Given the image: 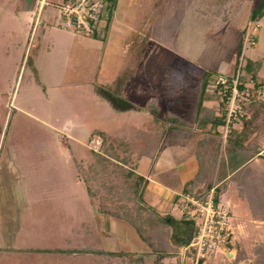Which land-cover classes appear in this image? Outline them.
Segmentation results:
<instances>
[{"label": "rangeland", "instance_id": "374dc122", "mask_svg": "<svg viewBox=\"0 0 264 264\" xmlns=\"http://www.w3.org/2000/svg\"><path fill=\"white\" fill-rule=\"evenodd\" d=\"M31 1L30 12L25 9L30 0L24 7L21 0H0V264H130L96 253L99 248L133 251L144 255V264H155L134 227L98 209V198L115 201L126 194L140 173L134 169L137 158L146 149L161 150L150 166L142 157L149 173L169 166L161 173L163 178L158 176L165 186L155 185L162 193L156 209L145 212L162 211L177 229L176 220L183 215L179 201L185 199L174 202L172 188L180 191L193 175L196 150L204 140L205 156L217 162L207 183L209 196L214 177L229 172L231 129L236 139L260 145L245 165L264 171V109L249 106L243 117L230 126L226 120L217 131L212 123L204 128L195 119L203 89L202 105L212 108L214 115L224 113V96L215 95L209 82L220 74L239 75L249 105L264 98V15L251 17L259 0H120L110 20L123 33L112 34L109 25L105 36L106 28H100L103 36L97 41L85 35L95 45L64 38L56 47L50 43V50L45 45L35 49L37 33L43 32L50 42L58 33L78 31L65 26L60 10L50 4L64 0ZM47 9L54 11L53 23ZM21 10L29 15L18 17ZM248 60L254 70L244 68ZM108 94L129 100L132 106L115 105ZM203 106L200 112L205 113ZM96 131L108 139L102 140ZM98 136L101 143L91 141ZM109 142L116 146L118 158L98 163L97 154H103ZM130 169L132 175L127 174ZM153 178L145 173L143 192L154 184ZM86 184L97 190V196ZM238 188L227 190L234 208L218 201L229 211L231 245L212 251L205 264H232L240 251L246 256L244 264H249L256 249L264 247V222H258V234L250 238L239 241L234 235L238 212L251 213L248 193L254 199L260 192L245 185L244 197ZM146 197L142 194L145 201ZM130 237L141 240V246ZM175 245L173 256L166 255L161 264H191L189 256L194 254L183 244ZM37 247L68 251L28 249Z\"/></svg>", "mask_w": 264, "mask_h": 264}, {"label": "trees", "instance_id": "16d2710c", "mask_svg": "<svg viewBox=\"0 0 264 264\" xmlns=\"http://www.w3.org/2000/svg\"><path fill=\"white\" fill-rule=\"evenodd\" d=\"M117 0H111L109 4V10H108V19L105 24V27L107 26V23L109 22V18L111 17L113 10L115 8ZM264 15V0H259L257 5L251 10V17L252 19H256L258 17H261ZM100 28H104L100 27ZM98 28L96 32L94 33L95 37H99L102 33V29ZM253 63L251 60L246 61L244 68L246 70H252L253 69ZM254 70V69H253ZM226 76V75H225ZM232 76H227V81L231 83ZM217 77L213 78L212 82L215 86V89H212V92H215V95H218L217 92ZM208 82V79L205 81L206 84ZM243 82L238 81V86L242 89L243 88ZM204 90V89H203ZM200 92V96L197 100V109L195 114V119L198 122L200 127H207L208 124L211 125L214 129L219 130L221 125L225 123V113L221 115H214V111L210 107H205L202 105V100L204 99V92ZM243 90V89H242ZM244 91V90H243ZM217 92V93H216ZM108 98L112 101L113 104H118L121 107H128L132 106V103L129 100H126L122 97H119L115 94H108ZM225 96V95H224ZM223 100H225V97H223ZM251 100L249 99V104ZM225 104V102H224ZM244 102L243 108L247 109V107L250 106L252 110L254 111H261L264 109V98L257 102H252L251 105ZM204 108L205 113L200 112V108ZM198 111V112H197ZM224 112V110H223ZM233 129L230 130V133L228 136L229 138V148L227 149V152L230 155V164L229 170L231 171V175L228 176L226 179H235L236 183L239 186V192L242 196H244L243 190L244 186L253 185L256 188L260 190L255 192L256 196L254 199L250 196L251 194L248 193L247 198L249 197V203L252 205L251 212L254 217H258L260 219H264V171L256 172L251 167L245 165L246 161L249 160L253 155H255L258 151H260V145L258 143H254L253 141L244 142L236 139L234 135H232ZM98 135L102 136V140L106 141L108 139V136L104 134L101 131H96ZM204 140H202L199 144V148L196 150V157L198 159V170L196 173L188 179L184 187L177 196L180 198L184 193L193 194L197 197H200L204 199L210 189L207 188L208 181L211 179V174L214 171V167L216 165V160L214 157H210V159L205 156L206 154V147H202ZM206 142V141H205ZM97 161L98 163H105V161L108 160L109 157L112 158H118V152L116 150V146L112 144V142H109L107 146H104V152L103 154H97ZM124 160V159H123ZM226 168V167H225ZM227 169H224L223 172H225ZM133 170H128L127 174L132 175ZM211 173V174H209ZM223 174V173H222ZM137 182L132 185V187H127L126 194L119 196V199H115V201L112 198L99 196V206L98 209L103 211L104 213L108 214L109 216L116 217L118 219H121L130 225H132L138 233V236L142 241H144V244L146 245V248L148 249L147 252L152 253L154 257V263L155 264H161L163 261V257L167 256H173V251L175 250L174 247L176 246V242L179 244H186L190 238L192 237L195 227L192 225L190 220H186V214L183 213L181 215L182 217L178 218L176 220L178 224V228L174 229L172 228L173 225V219L171 216L167 217L165 214L158 213L157 211L150 212L152 214H146V210L148 211L149 208L156 209L152 205H150L148 202H146L142 198L143 189L146 185L144 183V176L141 174H137V177H135ZM88 179V178H87ZM226 183H220L217 186L213 187L211 186L212 190V196L215 202H218L220 200L221 193L223 189H225ZM200 186L201 189L198 192H194V189ZM87 190L89 193L95 197L97 196V190H94L90 187V185H87ZM206 192V193H205ZM245 197V196H244ZM107 198L113 202L111 205L107 203ZM113 200V201H112ZM180 204V201H179ZM152 211V210H150ZM149 212V211H148ZM146 214V215H145ZM175 242H174V241ZM29 250H36V251H49V252H56L61 251L64 252L65 250L68 251V249L65 248H28ZM96 253L104 254L105 256H118L121 257L122 260H128L130 264H144V255L139 254L136 252H130L123 249H105V248H99L94 250ZM246 256L243 253V251L236 252L235 253V260L237 261L244 259ZM249 264H264V247L261 246V248L256 249V256L253 260L249 262Z\"/></svg>", "mask_w": 264, "mask_h": 264}, {"label": "built area", "instance_id": "2783aa9c", "mask_svg": "<svg viewBox=\"0 0 264 264\" xmlns=\"http://www.w3.org/2000/svg\"><path fill=\"white\" fill-rule=\"evenodd\" d=\"M110 2L111 0H64L61 3L50 4L60 10L65 26L92 36L98 28L105 26ZM238 77V74L232 76L231 83L224 74H220L216 79L217 92L225 95V121L229 122V126L245 113L243 103L247 97L238 86ZM98 139L92 137L91 141H98L99 144L101 138L98 136ZM183 196L185 200L180 201L181 211L187 218H191L197 227L190 240L183 245V249H188L194 254L193 257L189 256L191 264H205L212 251L226 249L230 242L229 211L221 209L219 203L214 201L212 193L204 199L189 193H184Z\"/></svg>", "mask_w": 264, "mask_h": 264}, {"label": "crops", "instance_id": "0c3cea01", "mask_svg": "<svg viewBox=\"0 0 264 264\" xmlns=\"http://www.w3.org/2000/svg\"><path fill=\"white\" fill-rule=\"evenodd\" d=\"M27 2H28V0H21V3L23 4L22 5V7H24L25 6V4L27 5ZM49 2V1H48ZM50 3H52V2H50ZM121 2H120V0H117V2H116V4H115V6H117V4H118V8H119V6L121 5L120 4ZM53 4V3H52ZM51 4V5H52ZM32 1L30 0V3L25 7V9L27 8V10L29 11L30 10V8L32 7ZM49 5V4H48ZM45 4H43L39 9H41V13H40V17L43 15V12H44V9H45ZM54 6V5H53ZM37 7V6H36ZM116 8V7H115ZM115 8H114V10H113V13H112V15L113 14H115ZM27 10H25V11H22L21 10V12H20V14L18 15V17H22V15H25L26 16V14H27V16L29 15L28 14V11ZM30 12H31V10H30ZM52 12H54L53 10L51 11V9H47V10H45V13H47V18H48V21H50V22H54V16L55 15H53V13ZM112 15H111V17H112ZM111 17L109 18V22L107 23V26L105 27L106 28V32H104V36L107 34V30H108V27H109V25H110V31L109 32H111L112 34H114L115 35V33H123L124 31L123 30H118L117 31V29L115 28V26H117L113 21L111 22ZM29 18V17H28ZM30 18H31V16H30ZM42 18V17H41ZM46 20V19H45ZM121 20V19H120ZM43 21V20H42ZM116 21V23H118V24H120L121 22L119 21V20H115ZM111 22V23H110ZM110 23V24H109ZM22 24H23V22H22ZM44 25H46V23L43 21L42 22V24L40 25L41 26V28L43 29V26ZM21 27H22V25H21ZM37 27V26H36ZM41 29V30H42ZM69 31V30H68ZM20 32L22 33V30L20 29ZM73 32V31H72ZM38 34V43L36 44V46H37V48H35V49H38L39 50V48H41L42 47V45H45V46H49V48H48V50H50V43H51V47H52V45L54 44V46L53 47H56L57 46V43H60L61 41L60 40H64V38L65 39H67V38H69L70 40L72 39V41H74L75 43H77L79 40L81 41V42H85L86 44H88V45H92V44H94L95 45V41H90V40H88V38L85 36V34H80L79 32H73V33H67V32H65V33H58L57 35H56V37H55V39H53V40H51L50 42H47V40H45V34L43 33V32H41V33H37ZM100 36H103V31H102V33H101V35ZM99 36V37H100ZM36 38V39H37ZM97 38L98 37H96L95 38V36H94V39H96V41H97ZM57 41H60V42H57ZM47 42V43H46ZM56 45V46H55ZM35 46V47H36ZM58 48V47H57ZM66 51H70V52H72V50L71 49H69V50H66ZM70 52H69V56H70ZM68 56V57H69ZM223 69V68H222ZM222 69H219V71L220 70H222ZM224 70V69H223ZM208 126H210V124H208L207 125V127ZM207 127H205V128H207ZM205 137H202V139H204ZM160 152H161V150L159 151V152H157L156 150H153L152 151V149L150 150V151H147V149L145 150V154H143L142 156H140V158L138 157L137 158V160H136V162H135V164H134V169H136V168H138V171H140V173L138 172V174H141L142 173V175L143 176H145V173L147 172V174H152V177H154L152 180H153V183L154 184H152V185H148L146 188H145V190L146 191H144L143 192V195L144 194H146L147 195V199H146V202H148L150 205H152V206H156L157 205V203H156V201L157 200H159V197H161V195H162V193L159 191V189H157L156 188V186L155 185H160V186H165L164 185V182L158 177L159 175H160V177L161 178H163L162 177V174L161 173H163V172H165L166 171V169H169V166L168 167H166L165 165H160L158 168H157V171H154L153 173H149L147 170L149 169V167H148V165H145V163H147V160H142L143 158H146V159H149V161H148V163H149V166H150V164H151V162H152V160L154 159V157L156 156H158L159 154H160ZM156 153H157V155H156ZM149 154H150V156H149ZM143 157V158H142ZM139 159H140V161L141 162H139ZM151 161V162H150ZM145 162V163H144ZM147 163V164H148ZM225 168V167H224ZM153 169V168H152ZM226 169L228 170V168L226 167ZM198 170V159H197V165H196V170L193 172V175L196 173V171ZM212 173H215V170L212 172ZM210 174V173H209ZM192 175V176H193ZM231 175V171L229 170V172H226V174H223L222 176L221 175H217V176H215L214 177V179H215V182H214V184H213V187H215V186H217L218 184H220V183H226V185H225V189H223V191H222V193H221V196H220V199H221V201L222 202H228L230 205H231V203H232V207H233V204H234V201L231 199L232 197L230 196V195H228V193H227V190H228V188L229 187H231V186H233V188H234V190H235V186L237 185L238 186V184L236 183V180L235 179H230V178H228V179H226L228 176H230ZM191 176V177H192ZM190 177V178H191ZM189 178V179H190ZM185 181V180H184ZM185 184V183H184ZM184 184H183V186H181V190L180 191H177V190H174L173 188H172V190L174 191V194L173 195H175L176 194V196H174V202H176V203H178V194L179 193H181V191H182V189H183V187H184ZM236 184V185H235ZM212 185V184H211ZM210 185V186H211ZM197 188H200L201 189V187L200 186H197L195 189H197ZM194 189V190H195ZM239 189V188H238ZM240 193V192H239ZM223 195L225 196V195H227L226 196V198L224 199V198H222L223 197ZM230 196V197H229ZM145 200V199H144ZM225 200V201H224ZM246 203V202H245ZM229 205V206H230ZM236 206V205H235ZM242 206L244 207V204L242 203ZM234 208V207H233ZM243 210V213L241 212H238V215H237V222L235 223V225H236V228H237V231L234 233V235H237L239 238V241L240 240H242V239H244V238H246V237H248V238H250V237H252L253 235H255V234H258V230L260 229H258L257 227H258V222H264V221H262L261 219H258V218H255L254 216H253V214H252V212L250 213V210H249V214H247V213H244V209H241V211ZM161 213H163L162 211H161ZM164 213H166V212H164ZM240 214V215H239ZM252 214V215H251ZM112 217V216H111ZM114 218H116V217H114ZM116 219H118V218H116ZM121 220V219H120ZM123 221V220H122ZM129 224V223H128ZM256 227V228H255ZM250 229V230H249ZM232 230L233 231H235L233 228H232ZM135 233H136V231H134ZM134 232H132V233H134ZM137 234V233H136ZM234 235H232V236H234ZM137 237L140 239V237L138 236V234H137ZM132 240H133V242L132 243H134V244H136V245H138L139 247L141 246V240H140V242H138V241H136V240H134V238L133 237H130ZM127 239V238H126ZM230 244H231V242H230ZM216 252H220V251H218V250H216ZM231 252V254L230 255H233L234 253H233V251H230ZM214 256V255H213ZM245 259V258H244ZM244 259H241V261L242 260H244ZM207 260V259H206ZM211 261H212V259H210ZM242 263L244 264V262L242 261ZM209 264H213V261L212 262H210ZM232 264H241V262H239V261H233V263Z\"/></svg>", "mask_w": 264, "mask_h": 264}, {"label": "water", "instance_id": "95a60500", "mask_svg": "<svg viewBox=\"0 0 264 264\" xmlns=\"http://www.w3.org/2000/svg\"><path fill=\"white\" fill-rule=\"evenodd\" d=\"M199 189H200V188L195 189L194 192H197ZM227 245L230 246V245H231L230 242H228ZM229 254H231V252H229ZM241 264H243V263L241 262Z\"/></svg>", "mask_w": 264, "mask_h": 264}]
</instances>
